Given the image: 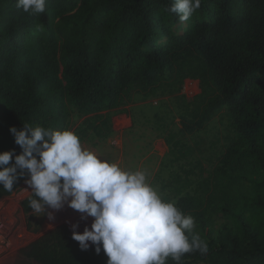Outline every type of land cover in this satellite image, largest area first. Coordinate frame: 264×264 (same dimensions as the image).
Returning <instances> with one entry per match:
<instances>
[{
  "label": "trees",
  "instance_id": "obj_1",
  "mask_svg": "<svg viewBox=\"0 0 264 264\" xmlns=\"http://www.w3.org/2000/svg\"><path fill=\"white\" fill-rule=\"evenodd\" d=\"M171 2L47 0L32 14L0 0V153L22 151L9 128L70 130L73 111L83 119L80 141L106 138L134 94L173 97L188 133L225 118L224 148L207 178L180 163L190 148L173 135L155 178L165 199L195 218L189 239L199 234L208 244L207 254H185L181 264H264V0H202L183 23L166 11ZM186 80L198 82L190 100ZM26 179L25 170L13 192L0 186V200ZM30 198L21 202L29 222ZM71 236L64 225L45 232L30 258L106 264L103 252L91 244L82 251Z\"/></svg>",
  "mask_w": 264,
  "mask_h": 264
},
{
  "label": "clouds",
  "instance_id": "obj_2",
  "mask_svg": "<svg viewBox=\"0 0 264 264\" xmlns=\"http://www.w3.org/2000/svg\"><path fill=\"white\" fill-rule=\"evenodd\" d=\"M47 0H16L25 13L41 14ZM202 0H172L166 9L187 22ZM40 26H38L39 28ZM21 153H0V186L13 192L18 178L28 174L25 184L32 191L31 212L47 215L46 208L61 210L65 205L92 218L82 234L72 224L71 239L82 251L90 244L95 254L106 256V264H181L185 254H207L208 244L193 232L195 218L185 214L175 199H165L159 186L150 182L146 169H125L84 148L70 130H46L24 125L9 128ZM30 134V136L28 135ZM26 191V190H24ZM28 192V191H26ZM90 242V244H89Z\"/></svg>",
  "mask_w": 264,
  "mask_h": 264
},
{
  "label": "rangeland",
  "instance_id": "obj_3",
  "mask_svg": "<svg viewBox=\"0 0 264 264\" xmlns=\"http://www.w3.org/2000/svg\"><path fill=\"white\" fill-rule=\"evenodd\" d=\"M174 29L181 32L184 28ZM198 93V82L186 80L182 94L190 100ZM124 109L126 115L113 118L114 132L110 136L97 138L91 135L89 139L80 141L82 146L103 159L119 163L125 169H146L150 182L159 186L161 191L160 180L155 176L161 161H170L164 138L173 135L186 149L190 148L180 163L193 169L194 178L205 179L211 174L224 148L225 118L216 117L201 130L188 133L180 122L173 97L143 100L141 95L134 94ZM82 120L73 111L70 131L74 132ZM168 176L169 170L161 174L165 181H168ZM31 191L24 182L12 195L0 200V264H44L29 256L31 245L39 236L61 225L66 226L71 235L72 224H78V234H82L86 226L90 228L92 218L81 220V214L67 205L59 211L46 208V213L52 212L53 220H49L46 214L41 216L32 212L29 222L28 216L22 212L21 202Z\"/></svg>",
  "mask_w": 264,
  "mask_h": 264
}]
</instances>
